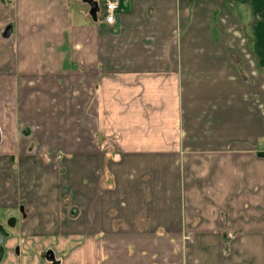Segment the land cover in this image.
Listing matches in <instances>:
<instances>
[{
	"label": "crops",
	"instance_id": "0c3cea01",
	"mask_svg": "<svg viewBox=\"0 0 264 264\" xmlns=\"http://www.w3.org/2000/svg\"><path fill=\"white\" fill-rule=\"evenodd\" d=\"M117 2L0 0V264H264V0Z\"/></svg>",
	"mask_w": 264,
	"mask_h": 264
},
{
	"label": "built area",
	"instance_id": "2783aa9c",
	"mask_svg": "<svg viewBox=\"0 0 264 264\" xmlns=\"http://www.w3.org/2000/svg\"><path fill=\"white\" fill-rule=\"evenodd\" d=\"M117 6V0H104L103 16L107 24H113L115 22V12Z\"/></svg>",
	"mask_w": 264,
	"mask_h": 264
},
{
	"label": "water",
	"instance_id": "95a60500",
	"mask_svg": "<svg viewBox=\"0 0 264 264\" xmlns=\"http://www.w3.org/2000/svg\"><path fill=\"white\" fill-rule=\"evenodd\" d=\"M8 33H9V28L7 29V31H6V33L4 34V36H7ZM13 223H14L13 219H10V220L8 221V225H10V226H12ZM4 237H5V233H4L3 229H2L1 226H0V253L2 252V250H1V243H2V241H3V239H4ZM47 258H48L49 260L52 259L51 256H49V255H47Z\"/></svg>",
	"mask_w": 264,
	"mask_h": 264
},
{
	"label": "flooded vegetation",
	"instance_id": "af4514ba",
	"mask_svg": "<svg viewBox=\"0 0 264 264\" xmlns=\"http://www.w3.org/2000/svg\"><path fill=\"white\" fill-rule=\"evenodd\" d=\"M10 219H13V218H10ZM10 219H9V220H10ZM9 220H8V221H9ZM13 221H14V223H13L12 226L8 225V222H7V226H8V227H14V226H15V220L13 219ZM1 228L3 229V227H1ZM3 231H4V233H5V230H4V229H3ZM6 234H7V232L5 233V237H6ZM5 237H4V239H5ZM4 239H3V241H4ZM3 241H2V243H3ZM48 251H49V252H52L51 250H48ZM42 255H43V258H44V256H47V255H48V252L45 251ZM52 260H53V259H51V261H52ZM58 263H59L58 261H55V260L52 261V264H58Z\"/></svg>",
	"mask_w": 264,
	"mask_h": 264
},
{
	"label": "trees",
	"instance_id": "16d2710c",
	"mask_svg": "<svg viewBox=\"0 0 264 264\" xmlns=\"http://www.w3.org/2000/svg\"><path fill=\"white\" fill-rule=\"evenodd\" d=\"M259 156H262V157H264V153H262V154H259Z\"/></svg>",
	"mask_w": 264,
	"mask_h": 264
}]
</instances>
